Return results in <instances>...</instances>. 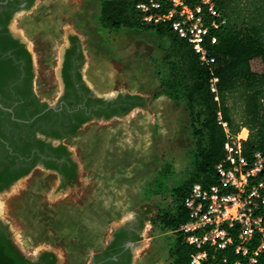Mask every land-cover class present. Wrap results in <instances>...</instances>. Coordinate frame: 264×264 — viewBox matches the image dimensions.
<instances>
[{"label": "crops", "instance_id": "obj_1", "mask_svg": "<svg viewBox=\"0 0 264 264\" xmlns=\"http://www.w3.org/2000/svg\"><path fill=\"white\" fill-rule=\"evenodd\" d=\"M66 6L63 0H39L37 9L53 11V20L34 26L37 18H23L31 29L29 32L34 35L54 30L57 35L65 10L57 18L54 12L59 13ZM69 10L67 6L68 13ZM82 33L88 57L85 76L99 94L110 96L112 91L123 94L122 87L135 85L134 74L118 69L112 53L99 56L101 66L93 67L90 57L97 46L85 43ZM53 41L60 44L61 39ZM140 82L146 81L141 78ZM143 89L141 92L129 90V93L147 99L144 111L134 109L110 126H86L76 137L74 146L78 150L80 178L75 193H56V186H25L20 209L12 219H18L15 222L19 225L18 232L27 245L57 251L62 254L63 263L68 259L69 264H84L105 249L111 238L108 234L132 221L154 201L156 171L166 167L169 156L158 149L155 139L161 131L174 134L175 115L178 117L183 109L164 95H152L148 84ZM182 151L175 153L174 162Z\"/></svg>", "mask_w": 264, "mask_h": 264}, {"label": "flooded vegetation", "instance_id": "obj_2", "mask_svg": "<svg viewBox=\"0 0 264 264\" xmlns=\"http://www.w3.org/2000/svg\"><path fill=\"white\" fill-rule=\"evenodd\" d=\"M38 1L0 0V193L34 175L44 187L49 182L45 175L55 179L56 193L74 188L79 181L80 166L65 141L77 137L86 126L97 123L110 126L134 109L144 110L147 102L137 94L103 96L95 92L85 76L88 57L83 42L75 32L68 31L66 35L68 29L64 25L57 29V35L54 30L38 35L29 32L33 37V42H29L13 23L18 16L37 18L34 26L51 22L53 11L37 9ZM63 36L65 42L55 46L59 50L54 58L50 54L54 51L53 40L55 37L62 40ZM33 47L41 50L36 53ZM34 54H44L49 64L56 63L50 65L54 83L44 92L49 96L56 91L51 100L37 92L41 64ZM36 170L44 174L38 176ZM142 225L141 213L113 230L105 249L94 254L88 264H131ZM0 227L8 234L1 220ZM40 254L35 255L34 261ZM48 263L49 260L43 262Z\"/></svg>", "mask_w": 264, "mask_h": 264}, {"label": "trees", "instance_id": "obj_3", "mask_svg": "<svg viewBox=\"0 0 264 264\" xmlns=\"http://www.w3.org/2000/svg\"><path fill=\"white\" fill-rule=\"evenodd\" d=\"M140 0H104L100 22L111 31L132 30L157 38L162 55L157 60L159 85L154 95H164L181 107L189 121V136L193 141L194 171L188 182L176 188V208L161 212L158 222L178 233L171 251L172 264H189L194 251L183 242L178 229L188 219L181 202L194 182L209 185L215 182L214 167L223 157L224 132L217 123V111L228 123L232 133L241 127L248 129L243 143L246 155L264 150V73L251 66L254 58H264V0H218L217 10L225 20L216 31L217 44L209 46L216 57L215 74L219 79L218 99L214 100L208 86L209 70L199 63L197 55L184 40L179 39L167 25L150 26L140 22L136 5ZM195 2L197 0H190ZM75 130L72 132V134ZM139 240V238H137ZM209 254L227 257L230 264L236 259L231 249ZM55 264V256L40 254L34 262L24 257L0 227V264ZM256 264H264L259 259Z\"/></svg>", "mask_w": 264, "mask_h": 264}, {"label": "built area", "instance_id": "obj_4", "mask_svg": "<svg viewBox=\"0 0 264 264\" xmlns=\"http://www.w3.org/2000/svg\"><path fill=\"white\" fill-rule=\"evenodd\" d=\"M218 0H140L136 9L145 25H167L187 42L199 63L209 70L208 86L218 99L216 57L209 46L217 44L214 35L225 20L216 8ZM217 123L224 132L223 157L214 167L216 180L209 185L194 182L181 205L188 215L178 232L193 248L189 264H230L227 257L209 254L231 249V264H256L264 259V150L246 155L243 143L248 129L232 133L217 111Z\"/></svg>", "mask_w": 264, "mask_h": 264}, {"label": "rangeland", "instance_id": "obj_5", "mask_svg": "<svg viewBox=\"0 0 264 264\" xmlns=\"http://www.w3.org/2000/svg\"><path fill=\"white\" fill-rule=\"evenodd\" d=\"M63 1L70 9L69 16L67 15V11L64 12L65 15L63 18H65V20L62 23V25L68 29L66 35L68 31L75 32L79 34L81 39V36H83V31L85 43L91 42L93 47L97 46L96 52L93 53L92 57H90L92 63L91 65L95 68L96 66L100 67L101 65L99 56H103L102 54L106 53L110 55L112 53L111 55L113 56L115 66L118 69H124L127 71V73L131 72L134 74L135 85H127V88L122 87L121 90L123 94H128L129 90L130 92H141L148 84L150 86V93L154 95L158 87L157 86L156 89L153 88L154 82H157V80L159 81V76L156 74L157 60H159L162 55L160 42L157 40V38L150 34L139 31L120 30L116 32L104 28L100 22V12L104 0ZM62 12L63 9H59V13H56L57 16L60 17L63 14ZM25 23L26 20H24L21 16H18L13 25L18 26L27 40L32 43L33 37L29 33L31 29L27 26V23ZM56 38H54V40ZM64 42L65 38L63 36L60 44H64ZM57 44L58 43L56 41H53L52 49L54 51L50 52V54H53L54 58L57 57V51L59 50L58 47H55ZM33 48L36 53L41 50V47ZM34 55L38 64H41V68L38 70L39 74L36 81L37 92L43 97L49 98V100H51L54 95H56V91H53V93L49 96L44 95V92L47 93L48 90L51 89L49 85L54 83L52 74L53 71H51L52 68L50 65L55 66L56 63L52 62L49 64V62L44 57V54ZM49 60L52 59L50 58ZM43 63L46 65L44 66ZM251 66L256 73H264V58L258 57L252 59ZM44 68H46L45 71L43 70ZM141 78L146 82H140ZM91 88L97 92L93 87ZM111 95L116 96V93L112 91ZM145 105L147 107V102ZM139 111L142 112L144 110ZM177 116L178 117L175 115V126L172 129L174 134H170L169 131H166V133L161 131L162 134L160 133L158 138L155 139L154 144L158 147V149L164 150L163 152H166L169 154V156L165 161L167 163V165H165L166 167L162 166V169L156 171V179L153 183V187H155L156 190V197L153 202L149 203L145 211L142 213L143 225L140 231L139 240L133 247L131 264H147L146 262H149L148 264L173 263L171 251L175 247L179 235L170 228L163 227L158 222L157 215L161 212H172L175 210L178 200L174 190L181 187L185 182H188L192 172L194 171V143L189 136V121L184 110H182ZM177 118L179 121H177ZM74 137L67 139L65 143L70 148L73 157L78 160V150L76 145L74 146V144L77 142V138ZM181 150H183L180 152L182 155L179 157V154L178 160L174 162L176 159L175 153ZM169 160L171 161L169 162ZM36 174L40 176L43 175L44 172L41 170H36ZM44 177L45 179L48 178L49 181L46 183L45 187L55 188L57 183L56 180L54 179L53 181L49 179L47 175ZM78 183L79 181L76 183L74 188H66L64 190L66 191L65 193H75ZM27 184L36 187L41 185L38 183L34 175L25 182H17L10 189L0 193V220L5 223L12 244L24 257L32 262H34L36 259L35 255L37 256V254L48 252L55 256V264H69L70 261L68 259L63 263L61 260L62 254L57 251H46L44 248H36L27 245L24 242L22 236L19 234L20 232H18L19 229L17 228L19 225L15 223L19 221L18 219L14 221L12 218L13 216H16L15 214H17L18 210L20 209L22 194L25 192L24 188L27 186ZM60 192H62V190H60ZM110 235L111 234H108L109 237ZM89 261L90 259H87L84 264H88Z\"/></svg>", "mask_w": 264, "mask_h": 264}, {"label": "bare ground", "instance_id": "obj_6", "mask_svg": "<svg viewBox=\"0 0 264 264\" xmlns=\"http://www.w3.org/2000/svg\"><path fill=\"white\" fill-rule=\"evenodd\" d=\"M65 47H66V46H65ZM65 47H62V49L65 48ZM60 50H61V49H60ZM61 52H63V51H61ZM60 85H61V84H60ZM0 212H1V209H0Z\"/></svg>", "mask_w": 264, "mask_h": 264}, {"label": "water", "instance_id": "obj_7", "mask_svg": "<svg viewBox=\"0 0 264 264\" xmlns=\"http://www.w3.org/2000/svg\"><path fill=\"white\" fill-rule=\"evenodd\" d=\"M105 99L111 100V98H105Z\"/></svg>", "mask_w": 264, "mask_h": 264}]
</instances>
